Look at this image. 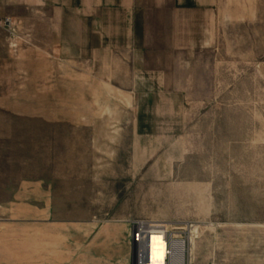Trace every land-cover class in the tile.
<instances>
[{
    "label": "rangeland",
    "instance_id": "obj_1",
    "mask_svg": "<svg viewBox=\"0 0 264 264\" xmlns=\"http://www.w3.org/2000/svg\"><path fill=\"white\" fill-rule=\"evenodd\" d=\"M248 11L212 71L155 56L169 71L147 86L41 105L0 72V264H132L134 219L193 225L191 264H264V9Z\"/></svg>",
    "mask_w": 264,
    "mask_h": 264
},
{
    "label": "crops",
    "instance_id": "obj_2",
    "mask_svg": "<svg viewBox=\"0 0 264 264\" xmlns=\"http://www.w3.org/2000/svg\"><path fill=\"white\" fill-rule=\"evenodd\" d=\"M256 2L251 6L250 0H0V18L11 17L15 24L13 36L0 26L6 35L0 42V72L12 74L8 79L20 88L33 90L26 103L41 105L55 103L46 90L71 89L74 84L134 89L144 74L147 86V74L169 71L163 62L153 67L155 56L172 58L182 74L212 71L211 58L227 55L234 19L241 33L245 24H255L249 21V8L264 9V0ZM256 24L264 26V19L258 18ZM102 73L110 74L107 80L97 79ZM25 114L36 117V112ZM127 237L129 232L122 235Z\"/></svg>",
    "mask_w": 264,
    "mask_h": 264
},
{
    "label": "built area",
    "instance_id": "obj_3",
    "mask_svg": "<svg viewBox=\"0 0 264 264\" xmlns=\"http://www.w3.org/2000/svg\"><path fill=\"white\" fill-rule=\"evenodd\" d=\"M0 26L10 35L15 33L11 17L0 18ZM132 264H149L151 238L155 234L163 236L167 243V254L163 264H188L190 246L193 243V225L183 230L170 228L165 222L148 219L130 220Z\"/></svg>",
    "mask_w": 264,
    "mask_h": 264
},
{
    "label": "bare ground",
    "instance_id": "obj_4",
    "mask_svg": "<svg viewBox=\"0 0 264 264\" xmlns=\"http://www.w3.org/2000/svg\"><path fill=\"white\" fill-rule=\"evenodd\" d=\"M166 254H167V243L164 240L163 236L159 234L153 235L151 238V245H150L149 264H163L166 259ZM189 257L187 262H190Z\"/></svg>",
    "mask_w": 264,
    "mask_h": 264
}]
</instances>
